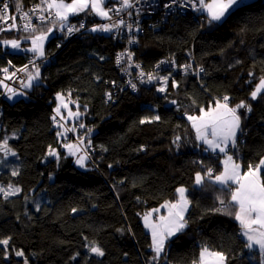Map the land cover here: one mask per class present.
Wrapping results in <instances>:
<instances>
[{"label":"trees","instance_id":"trees-1","mask_svg":"<svg viewBox=\"0 0 264 264\" xmlns=\"http://www.w3.org/2000/svg\"><path fill=\"white\" fill-rule=\"evenodd\" d=\"M19 1L26 0H14ZM116 2L110 0L107 6ZM90 11L69 16L68 21L103 18ZM202 15L203 22L188 12L170 16L159 29L146 24L132 47L136 59L149 70L161 56L182 62L187 59L185 51L193 49L204 68L201 78L164 71L155 75L169 77L165 92L158 91L163 82L159 79L151 87L122 90L116 61L119 50L127 46L126 40L121 32L113 36L91 30L87 37L75 36L64 44L55 60L36 63L40 79L24 95L13 102L7 97L0 101V143L10 131H17L21 140L30 139L18 150L17 175L12 169L0 168V184L20 187L16 194L0 192V239L11 238L7 253L0 245V264H24L25 258L15 252L34 244L40 246V252L32 264H198L205 247L224 253L226 264H264V254L245 247L234 215L225 214L237 210L229 203L233 186H221L207 176L202 185H195L197 172L204 175L211 168L215 175L221 171L224 153L205 151L207 147L196 138L188 120L189 115L200 113L201 108L214 105L224 96L232 105L244 101L251 111H238L241 128L235 143L239 160L246 168L264 158V93L255 100L250 96L264 76V0L242 2L212 24ZM49 28L45 24L35 31L10 30L0 36L22 39ZM52 36L44 49L52 44ZM29 43L22 40L17 50L0 43V67L7 58L24 63V52L33 54L22 49ZM123 60L127 62L126 57ZM34 69L31 65L28 72ZM63 81L66 84L61 89ZM57 88L74 111L81 113L67 118L63 109L60 112L71 129L76 122L84 125L75 136L52 119ZM28 111L34 113L31 128L24 126L21 117ZM4 115L16 116V124L3 122ZM157 115L160 120L140 123ZM177 137L179 141L174 142ZM80 140V146L92 150L93 160L83 151L87 157L84 168L63 147ZM50 147L56 149L58 157L48 155ZM261 176L264 179V168ZM181 185L186 186L190 201L187 226L168 240L155 260L150 244L137 242L123 217L109 223L100 217L121 214L126 208L141 215L177 200L176 190ZM40 191H44V199L35 209L27 204L26 197ZM220 200L227 207L218 212L215 209L221 207ZM90 206L97 214L88 211ZM92 246H99L105 254L92 253Z\"/></svg>","mask_w":264,"mask_h":264},{"label":"snow or ice","instance_id":"snow-or-ice-1","mask_svg":"<svg viewBox=\"0 0 264 264\" xmlns=\"http://www.w3.org/2000/svg\"><path fill=\"white\" fill-rule=\"evenodd\" d=\"M105 0H71V3H66L65 0H41V3L36 5L32 12L35 13L39 11L41 15L39 16L40 20H45L50 17H54L60 24L61 29L63 30L66 27V23L69 19V16L77 15L79 13L91 10L92 13L99 15L101 17H108L109 12L112 9H105L103 7ZM172 4L178 3V0H171ZM242 0H211V2L206 3L205 0H183V6H191L194 10L199 11L201 14H206L208 17V24L214 22H219L226 17L234 8L241 5ZM132 0H121V7L128 8L132 7ZM166 8L170 5L166 4ZM8 5H4V11L6 12ZM44 12H47V16L43 15ZM24 19H29L28 13H25L22 17ZM7 16H0V21L6 20ZM15 18L13 17V20ZM121 23H123L121 21ZM117 25H100L96 26L92 31L102 30L110 31L112 27ZM15 27V24L9 25L7 29L0 28V31L11 30ZM26 30L35 31V27L31 26L30 22L26 23L23 26ZM83 27V24L80 25ZM131 27V26H129ZM53 31V28H49L47 32H41L39 35L32 37H25L24 39H31L32 47L26 49L33 53L37 58H43L45 56L44 52V41L48 38L49 33ZM66 31L68 34L73 33L74 31H79L75 26H67ZM132 41H130L131 43ZM3 45L10 46L12 49H20L21 42L16 39L4 40ZM129 60L131 59V53H128ZM124 56V53H121L117 57V63L120 62V59ZM103 59V57H101ZM11 63V61H9ZM160 63H165L161 61ZM34 68V72H28V65H25L20 71L28 72L27 83L23 86L25 88H30L33 86L34 81H39L40 79V69L35 64V61H29ZM159 67V65H157ZM185 71L188 70L190 65L182 66ZM202 70V69H201ZM4 72H7V68L3 69ZM15 75V74H13ZM141 77L145 75L144 73L140 74ZM171 75V74H169ZM252 73H249L251 76ZM9 79L12 77H8ZM147 79L152 80H162L165 84L169 77L163 76L158 77L151 73L147 74ZM3 81H0L2 84ZM175 86V82L173 84ZM7 87V85H5ZM133 89L136 88L135 84H132ZM9 92L15 94V90L8 89ZM160 92H165V87H160L158 89ZM264 92V77H262L259 83L256 85L255 89L250 93V96L253 100L257 98ZM109 98H111L109 94ZM57 99L60 101V104L54 110L57 115L61 112V107L67 108V103L64 102V97L61 93H57ZM223 102L217 100L215 101V107L209 108L205 111L203 108L200 109L201 115L199 116H188V120L192 122V127L196 130V138L202 140L204 144L208 146L205 151L211 149L212 151L219 150L221 153H225L228 147L229 142L235 145V137L238 130H240L241 117L238 114L239 109H246L251 111V106L246 102L241 101L235 107H229V97H222ZM74 103V102H73ZM175 103V101H173ZM69 115L80 116L81 113L69 112ZM52 119L55 121L56 117L53 116ZM160 120V117H145L140 121L141 124L146 122H152ZM81 128L84 127L83 124L79 125ZM88 132H91V129H88ZM57 135H62V133H57ZM211 135L212 139H209L208 136ZM180 137L176 138L178 142ZM65 148L68 149L69 153L75 155L78 150V145L74 144H65ZM0 150L5 152V155L8 154L7 140L0 144ZM15 155V153H12ZM48 155L58 157L59 154L56 149L49 148ZM86 156H80L76 163L84 166ZM264 166V159H261L260 163L255 167V169L249 165L248 171L241 172V165L234 162L232 156H227L224 161V169L221 173L215 174L211 168H208L204 175L197 172L195 175V185L200 186L204 182V177L207 176L209 180H213L221 186L236 185L235 189L231 191V200L230 204L236 207L238 210L233 214L231 212H225L227 215H234L235 220L239 223L241 229V235L246 238L245 247L248 249H253L258 247L261 254H264V179L259 175L260 168ZM13 175H17L16 171H13ZM4 189L0 188V192H3ZM19 188H12L9 186V191L5 192V195H11L15 192H19ZM177 193L179 198L175 203L165 202L162 207L168 209V216H161L159 221L153 222L151 219L152 213H146L144 215L145 227L151 229L152 234V244L150 245L155 252L153 260H155L161 252L164 250L165 241L167 238L173 236L176 232L182 231L187 226V221L185 220L184 213L187 211L190 201L187 199L185 193L186 189L183 187L177 188ZM221 207L215 209L216 211H225L226 205L223 200H220ZM75 211V209H73ZM153 211H158L154 209ZM10 237L5 239H0V245L5 246V252L7 253V246L10 242ZM92 253H95L97 256H103L105 253L99 246H92L90 248ZM15 255L18 257H24V252L18 250L15 252ZM214 258V264H226L227 257L222 252H210L207 248H204L200 253V264H205V257ZM24 264H28L27 259L25 258ZM195 264V262H194Z\"/></svg>","mask_w":264,"mask_h":264},{"label":"built area","instance_id":"built-area-1","mask_svg":"<svg viewBox=\"0 0 264 264\" xmlns=\"http://www.w3.org/2000/svg\"><path fill=\"white\" fill-rule=\"evenodd\" d=\"M40 3L41 0H26L24 2L19 1L17 3H15L14 0H0V16H7L6 20L0 21V28L7 29L9 25L14 23L15 27L11 30H26L23 26L30 22L31 26H34L35 28L39 25H49L50 28H53L54 32L52 34L53 42L49 45L47 50L44 49L45 56L43 58H37L33 54L26 52H24V55L27 57V60L22 64H17L7 58L6 64L0 67V81H3V83L0 84V101L7 97L9 88L15 90L24 85L28 72L20 71V69H22L25 65H28L29 68L31 66L29 61H35L36 64L38 62L48 63L51 60H55V56L59 49H61L69 40L75 36L85 38L89 35L91 29L100 25H117L116 27H112L111 30L107 32H111L113 36H119L118 33L121 32L119 34H121L126 40L125 42L127 46L120 49L117 53V57L121 53H124V56L120 59L119 63L116 61V66L120 68V75L123 80V82L120 83V85L122 84V86H120L122 87L120 88L122 90L130 87L133 91H136L140 85L147 87L153 86L156 80L149 81L147 79V74L149 73L155 75L159 72L169 71L173 74L180 73L184 76H198L200 78L204 75V68L196 60L193 49H187L185 51L187 59L182 62H179L176 57L161 56L156 62H154L151 70L146 69L143 62L136 59L135 53L132 49L133 45L137 43V38L140 36V33L143 32L146 24L148 26H154L155 29H159L169 20L170 16L188 12L192 13L200 22L205 20V17L199 11L194 10L191 6H183V0H178V3L176 4H172L171 0H132L133 6L128 8H122L121 0H118V2L111 4L110 9H112V11L109 12L108 17H103L94 22H89L83 18L76 21H67L66 27L75 26L79 29V31H74L71 34L67 33L66 27L62 30L59 22L55 20L54 17L40 20L39 16L41 13L39 11L35 13L32 12V9ZM5 4L8 5L6 12L4 11ZM166 4L170 5V7L166 8ZM25 13H28L29 19L22 18ZM43 15L47 16V12H44ZM13 17L15 18L14 20ZM121 21L123 23H121ZM81 24H83V27H80ZM6 31L10 30L0 31V35ZM130 41L132 42L130 43ZM128 53H131L130 60L127 55ZM124 57L127 58V62H124ZM9 61H11V63H9ZM161 61H165V63H160ZM125 63H128L127 67H123ZM157 65H159V67H157ZM183 65H190V67L187 71H185L182 67ZM5 68H7V72L3 71ZM141 73L145 74L143 78L140 75ZM8 77L12 78L9 79ZM132 84L136 85L135 89L131 87ZM5 85H7V87H5ZM67 99L71 100L70 95H67ZM53 116L56 117L54 122L67 127L70 135L75 136V134H77L78 128L80 127L79 122H76V126L71 129L61 114L57 115L54 111L52 117ZM81 147L86 156L93 160L92 150L87 149L84 146ZM236 149V143L235 145L231 144L229 151L235 159H239V154Z\"/></svg>","mask_w":264,"mask_h":264},{"label":"rangeland","instance_id":"rangeland-1","mask_svg":"<svg viewBox=\"0 0 264 264\" xmlns=\"http://www.w3.org/2000/svg\"><path fill=\"white\" fill-rule=\"evenodd\" d=\"M70 3H71V1H70ZM109 9H110V7H109ZM42 32H47V31H42ZM40 33H37L36 35H39ZM53 33H54L53 31L51 33H49L48 38H50ZM32 36H35V35L34 34H28V35L23 36L22 39H16V40H19L20 42L22 40H30V42H31V39H24V38L25 37H32ZM47 39L44 41V44L46 43ZM0 40L2 42L4 40H12V39H9L8 37H3V36L1 37L0 36ZM31 47H32V44L29 43V44H25V46H22V49L23 50L28 49V48L30 49ZM226 54H227V52L224 53V57L226 56ZM34 71H35V69L33 71H29V72H34ZM25 83H27V79H26ZM65 84H66V81H63L60 84V88L62 89V87ZM162 86L163 87L166 86V84L164 83V81L159 85L158 88H160ZM26 89L27 88H25L24 86H22L19 89H15V94H13L12 92H10L8 94V96H7L8 100L11 101V102H13L18 97L24 95V93L26 92ZM61 89L57 88L56 89V92H55L57 106L60 104V101L57 99V93H61L62 96L64 97V93H63V91ZM221 101H223V100L221 99ZM230 101H231V99H229V101H228L229 106L235 107L236 105H232L230 103ZM64 102L67 103L68 107L67 108L61 107V109L64 110L67 118L73 117V115H69V112L71 111L72 113H76V111H74V109L72 108V105L70 104V102L69 101H66L65 98H64ZM198 114H200V113H198ZM238 114H239V112H238ZM21 117L24 119V126L26 128H31L33 126V122H34V113H33V111H28V112L22 114ZM16 120H17V117L16 116H13V115H4L3 116V122H6V123H8L11 126H13V125L16 124ZM1 125H2V123L0 122V127H1ZM5 140H7V148H8L9 151H8V154L5 155V152L3 150H0V168L1 169H12V171H17L18 170V164H19V161H20V158H19V155H18V150L22 149L28 142H30V139H28V140H25V139L24 140H21L20 134L17 131H10V132H7V134L5 136ZM235 141H236V139H235ZM3 142H1L0 144H3ZM70 143H71V141H69V143H66V144H70ZM71 144L78 145V150L76 151V154L75 155L71 154V156L73 157V161L76 162V160L80 156H85L84 153H83V150H81V148H80L81 147L80 146L81 140L79 141V144H76V143H71ZM66 150L68 151L67 148H66ZM12 153H15V155H12ZM230 154L232 155V153H230ZM237 160H239V159H237ZM86 161H87V157L85 159L84 166H81L79 164L78 165L80 167L84 168V167L87 166ZM9 186H12L13 189L14 188H19L20 189L19 186L14 185V184H3V183H1L0 184V188L4 189V191L2 193L5 194V192L9 191ZM180 187H183V188H185L187 190L186 186H184V185H181ZM19 192H15L14 194L19 193ZM43 199H44V191H40L38 193L35 192V193H32L30 196H27L26 197V202H27V204H30L31 207H33V208L35 207V209H37L41 205ZM87 209L92 214L93 213L94 214H97L94 206H90ZM121 215H122V217L124 219V222L129 227V222L128 221L132 217L130 215V212H127L126 211V213L123 212V213H121ZM19 250H22L24 252V254H25L24 255V258L27 259L28 264H32L35 261V259L37 258L38 253L40 252V246L38 244H34V245L30 246V247H23V248H21Z\"/></svg>","mask_w":264,"mask_h":264},{"label":"crops","instance_id":"crops-1","mask_svg":"<svg viewBox=\"0 0 264 264\" xmlns=\"http://www.w3.org/2000/svg\"><path fill=\"white\" fill-rule=\"evenodd\" d=\"M109 1H110V0H105V2H104V4H103V7H104L106 10L109 9V6H107V2H109ZM245 1H249V0H242V2H245ZM205 2H206V3H209V2H211V0H205ZM242 2H241V3H242ZM66 3H70V2H66ZM90 12H91V11H90ZM91 13H92V12H91ZM93 15L96 16V17H99V15H96V14H94V13H93ZM204 15L207 16L206 14H204ZM100 17H101V16H100ZM219 101H221V100H219ZM221 102H223V101H221ZM214 107H215V104H214V105H211V106L208 107V108H203V109H204L205 111H207L209 108H214ZM229 107H231V106H229ZM199 115H201V113H200V114H191V115H189V116H199ZM240 128H241V123H240ZM239 132H240V130L237 131L235 139L237 138ZM208 138H209V139H212L211 135H209ZM201 141H202V140H201ZM202 142H203V141H202ZM231 144H232V143L229 142L228 147H227V149H226V152L224 153L223 157L221 158L222 169H221V171H220L219 173H221V172L223 171V169H224V161L226 160V157H227V156H232V155L230 154L231 152L229 151ZM205 146L208 148V146H207L206 144H205ZM209 150H211V149H209ZM213 152H219V150H216V151H213ZM229 152H230V153H229ZM220 153H221V152H220ZM232 158H233V161H234V162H236V163H238V164L241 165V172H242V173L248 171V167L245 168L241 160H237V159H235L234 156H232ZM263 159H264V158H263ZM259 163H260V162H259ZM259 163L253 164V165H251V166L255 169V167H256ZM263 168H264V166H262V167L260 168V170H259V175H260V176H261V171H262ZM219 173H217V174H219ZM261 178H262V176H261ZM231 186H233V190H234L235 187H236V185H234V184L231 185ZM185 195H186V197H187V194H186V193H185ZM187 199H188V198H187ZM166 202H169V203H175L176 200H174V201H166ZM164 204H165V202L162 203L161 205L155 207V208H152V209L147 210L146 212H144V213L141 214V215H136L134 209H132V208H126V209L123 210L124 213H126V211H127V212H130V215L132 216V217L130 218V220L128 221V222H129V228H130V230L132 231V233H133V235H134V237H135V239H136L137 242H140V243H149L150 245L152 244V234H151V229L145 227L144 215H145L146 213L151 212V213H152L151 219H152L153 222H157V221H159V219H160L161 216L167 217V216H168V209H167L166 207H162ZM189 207H190V204H189V206H188L187 211L184 213V216H185V217H186V214H187V212H188V210H189ZM154 209H158V211H153ZM131 210H132V211H131ZM237 210H238V209H237ZM237 210H236V211H237ZM122 213H123V212H122ZM120 216L122 217V215H121V214H118V213H116V214H112V215H108V216L100 215V217H101L103 220H105L107 223L116 220V219L119 218ZM185 220H186V218H185ZM176 233H177V232H176ZM176 233H175V234H176ZM175 234H174V235H175ZM174 235H173V236H174ZM171 237H172V236H171ZM171 237H169V238L166 239V241H165V246H164V250H165V248L167 247L168 240H169ZM243 238L246 240L245 237H243ZM205 248H207L210 252H217V251L212 250L211 248H208V247H205ZM152 249H153V248H152ZM203 249H204V248H203ZM203 249H202V250H203ZM253 249H254V250H257V251L260 252V250H259L258 247H254ZM253 249H252V250H253ZM164 250H163V252H164ZM202 250H201V251H202ZM163 252H161V254H162ZM154 253H155V252H154ZM155 255H156V254H155ZM198 264H200V259H199ZM205 264H214V258H212V257H207V256H206V257H205Z\"/></svg>","mask_w":264,"mask_h":264},{"label":"water","instance_id":"water-1","mask_svg":"<svg viewBox=\"0 0 264 264\" xmlns=\"http://www.w3.org/2000/svg\"><path fill=\"white\" fill-rule=\"evenodd\" d=\"M262 77H264V76H262ZM262 77H261V78H262ZM261 78H260V79H261ZM260 79H259L258 82L255 84V87H256V85L259 83ZM255 87L253 88V90L255 89ZM253 90H252V91H253ZM263 93H264V92H262L261 94H263ZM261 94H260V95H261ZM258 97H259V95L257 96V98H258Z\"/></svg>","mask_w":264,"mask_h":264}]
</instances>
